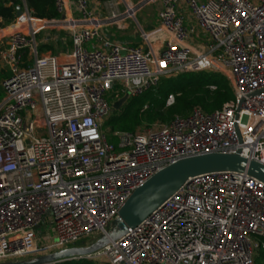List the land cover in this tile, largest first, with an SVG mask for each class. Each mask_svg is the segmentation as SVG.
<instances>
[{
	"label": "built area",
	"instance_id": "1",
	"mask_svg": "<svg viewBox=\"0 0 264 264\" xmlns=\"http://www.w3.org/2000/svg\"><path fill=\"white\" fill-rule=\"evenodd\" d=\"M156 3L159 25L151 32L140 28L144 45L108 38L105 29L135 20ZM91 5L56 0L59 18L44 20L23 0L0 52L10 71L0 103V264L109 236L134 192L182 159L240 151L264 165V0L132 6L107 0L106 16ZM191 22L207 37L201 46L191 43L200 40ZM46 30L67 33L71 50L40 54L38 36ZM200 72L226 76L235 99L140 133H113L117 145L110 142L105 125L116 101L156 91L164 78ZM47 223L54 242L41 248L38 231ZM258 252H264V183L221 172L189 179L126 235L74 260L256 264Z\"/></svg>",
	"mask_w": 264,
	"mask_h": 264
},
{
	"label": "water",
	"instance_id": "2",
	"mask_svg": "<svg viewBox=\"0 0 264 264\" xmlns=\"http://www.w3.org/2000/svg\"><path fill=\"white\" fill-rule=\"evenodd\" d=\"M22 8H17V16ZM125 95L113 104V109L119 111L128 101ZM241 173L264 183V165L248 161L237 154L212 153L182 159L159 172L147 183L137 189L119 212L109 236H104L96 243L82 249H66L29 261L8 262L5 264H48L52 261L67 262L76 257L93 254L111 241L127 234L130 228H135L144 222L155 210L173 196L189 179L212 173Z\"/></svg>",
	"mask_w": 264,
	"mask_h": 264
},
{
	"label": "trees",
	"instance_id": "3",
	"mask_svg": "<svg viewBox=\"0 0 264 264\" xmlns=\"http://www.w3.org/2000/svg\"><path fill=\"white\" fill-rule=\"evenodd\" d=\"M25 2L38 19L59 18L56 0H25ZM22 5L23 0H0V27L12 24L17 18V8ZM42 47L45 50L49 46L43 45ZM170 95L174 96L175 102L167 107V99ZM233 99H235V94L226 76L217 72L185 73L164 78L156 91L148 92L138 98H130L119 111L113 109L108 124L115 128L119 126L118 128L123 131L137 133L135 127L140 125L138 116L131 121L126 118L128 110L137 104L149 102V109L146 111L150 121L159 117L163 122L169 123L175 116H187L196 108H201L207 113L214 112ZM259 258L264 259V252L256 256V264ZM83 262L82 260L62 264H84Z\"/></svg>",
	"mask_w": 264,
	"mask_h": 264
},
{
	"label": "rangeland",
	"instance_id": "4",
	"mask_svg": "<svg viewBox=\"0 0 264 264\" xmlns=\"http://www.w3.org/2000/svg\"><path fill=\"white\" fill-rule=\"evenodd\" d=\"M156 12H157V5H155V4L147 5L139 11V13L137 15V20H138V23L142 26V28L145 31H150V29L155 26ZM133 22H134V24H133L134 28L132 29L131 34L134 33L136 35L137 40H140L141 39V29L138 26V23L136 21L133 20ZM43 34H49L52 36L53 31H50V30L43 31L41 33V35L38 37L39 53L40 54H42V52H47V51H52L54 53H56V51L61 52V53L63 51H65V48L62 45H58L57 43H52V41L49 42V45H48L49 47L45 48V50H44V48L42 47L43 46L42 40L44 38V36H42ZM115 34H116V36L114 37V40L120 41L121 39L126 38V37H123L120 33L117 34V32H116ZM66 42H67V48L71 49V42H70L68 37L66 39ZM120 89H121L120 86H118L116 88V90H120ZM212 89H215V88L212 87ZM111 96L114 97V94L112 93ZM170 96H173V95H170ZM169 97H168V99H169ZM168 99H167V101H168ZM174 102H175V99H174ZM166 106L170 107L168 104H166ZM142 107H143V109L141 110ZM148 109H149V102H146L144 104L140 103V104L135 105V107H133L131 110H128V112L126 114V118L129 121L134 120L138 116L139 121H140V125L135 127V130L138 133L142 132L143 130H145L147 128L157 127V126L165 123L159 117H155L152 119V121H150L149 116H148L147 111H146ZM118 127L115 128L112 125L108 124V122L105 125V130L109 134L108 137H109L110 142H112L116 145H117V139L113 138L112 134L116 133V132H118V133L127 132V131L121 130ZM38 232H39V245L41 246V248L46 247L49 243L54 242L51 224L47 223L46 225H42ZM48 239L50 241L49 243H48ZM92 243H93L92 238L85 239V240L83 239V240L79 241L78 243H76L75 245L68 247V249H82V248L88 247ZM259 253H263V252H259ZM44 255H45L44 252L40 251L35 255L26 256L25 258H21L19 260L20 261L34 260V259L40 258ZM83 263L84 264H94L93 262H87V261H84ZM257 264H264V259L259 258Z\"/></svg>",
	"mask_w": 264,
	"mask_h": 264
},
{
	"label": "crops",
	"instance_id": "5",
	"mask_svg": "<svg viewBox=\"0 0 264 264\" xmlns=\"http://www.w3.org/2000/svg\"><path fill=\"white\" fill-rule=\"evenodd\" d=\"M141 1L142 0H124V2H126L128 5H131V6L132 5H136V4L140 3ZM104 2L105 1L91 0V4H92L91 6H92L93 10H96L97 13L106 16L107 13H106V11H105V9L103 7V3ZM98 5H101V6L98 7ZM155 5H157V12H156V16H155V26L152 27L150 29V31H145L142 28V26L138 23L137 15H138L139 12L137 13L136 19L134 20V21H136L138 23V26L142 30H144L145 32H151L154 29H156L158 27V25H159V19H158L159 3H156ZM125 8H126L125 4L122 3L120 5V10L123 11V10H125ZM133 24H134L133 20H129V21H126L125 23H120L118 26H114L112 28L105 29V32L107 33V30H108L109 31L107 33L108 38L110 36V39L111 40H113L115 42H118V43L124 45L125 47H135V46H139V45H144V43L142 41V38L140 40H137L136 35L134 33L131 34L132 29L134 28V25ZM190 24H191L192 28L194 29L195 35L198 36V38H200V40H198V41H196L195 38L194 39H191V43H195V44L201 46L202 45V42L204 43V40L207 37L196 28V26H195V24L193 22H191ZM12 25H13V23L11 25H9V26H6V27H0V52L7 45V42L9 40L8 35L11 32ZM116 32H117V34L120 33L123 37H126V38L125 39L123 38L120 41L119 40H114V37L116 36V34H115ZM42 36H44V38L42 40V45H49V42L52 41V43H57L58 45H62L65 48V51H66V49L67 50H71V49H68L67 48V42H66V44L63 45L62 42L59 41V39H62V38L64 40L67 39L68 34L65 33V32H60V33L53 32V35L52 36L49 35V34H43ZM156 47H158V45H156ZM71 48H72V43H71ZM65 51H63V52H65ZM52 53L53 54H61V52H57V51H56V53H54L52 51H47V52H44L42 54L47 55V54H52ZM9 76H10L9 69L7 67H5L2 64V62L0 61V103L2 102V100L4 98V92H3V88H2V83ZM82 260L83 261H87V262H93L94 264H104V262H102V261H93V260H84V259H81V260L80 259H77V260H72V261H82ZM25 261H29V260H25ZM72 261H67V262H72Z\"/></svg>",
	"mask_w": 264,
	"mask_h": 264
}]
</instances>
